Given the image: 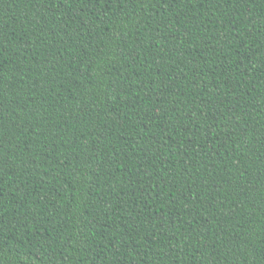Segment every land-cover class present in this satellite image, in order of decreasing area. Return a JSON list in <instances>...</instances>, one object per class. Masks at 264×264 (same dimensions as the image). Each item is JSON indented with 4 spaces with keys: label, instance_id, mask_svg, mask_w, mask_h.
<instances>
[{
    "label": "trees",
    "instance_id": "1",
    "mask_svg": "<svg viewBox=\"0 0 264 264\" xmlns=\"http://www.w3.org/2000/svg\"><path fill=\"white\" fill-rule=\"evenodd\" d=\"M0 264H264V0H0Z\"/></svg>",
    "mask_w": 264,
    "mask_h": 264
}]
</instances>
